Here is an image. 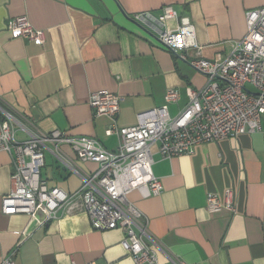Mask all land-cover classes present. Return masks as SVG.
Listing matches in <instances>:
<instances>
[{"label":"crops","instance_id":"crops-1","mask_svg":"<svg viewBox=\"0 0 264 264\" xmlns=\"http://www.w3.org/2000/svg\"><path fill=\"white\" fill-rule=\"evenodd\" d=\"M168 5L191 18L204 58L224 60L247 33L246 11L264 0H0V108L32 132L88 136L109 151L119 139L106 135L110 118L94 116L92 92L122 98L120 127L163 106L169 89L180 93L169 104L177 116L207 77L165 48L149 20L135 18L158 16ZM22 16L45 31L44 46L12 37L7 22ZM28 137L18 132V140ZM152 151L163 192L144 199L135 190L128 199L148 219L147 243L159 263L264 264V118L256 133L201 144L191 154L169 160L158 144ZM98 167L68 144L48 143L41 175L49 187L73 193ZM12 172V154L0 151V264L12 252L15 264H135L121 230H95L86 215L48 222L42 208L33 216L5 215ZM229 188L236 190V211L210 212L207 194L223 198Z\"/></svg>","mask_w":264,"mask_h":264},{"label":"built area","instance_id":"built-area-1","mask_svg":"<svg viewBox=\"0 0 264 264\" xmlns=\"http://www.w3.org/2000/svg\"><path fill=\"white\" fill-rule=\"evenodd\" d=\"M136 20H149L158 30L159 42L168 50L189 62L207 77L201 89H191L189 103L177 116L169 112V104L177 102L180 93L169 89L165 104L138 115L133 126L120 127L121 97L108 90L92 92L89 104L95 117L111 119L107 136H117L116 151L105 149L98 140L88 136H67L56 130L39 134L27 129L10 112L0 108V151L13 156L11 190L3 197L5 215H35L40 208L46 222L86 215L92 227L99 231L121 230V245L135 264H160L156 250L147 240L148 219L138 206L129 201L137 190L142 198L163 192L161 181L153 172L152 147L159 145L164 159L193 153L195 147L224 139L253 134L261 129L264 118V7L246 11L247 33L233 43L224 60L206 59L198 43L195 25L189 16H182L172 5L161 13H141ZM7 28L15 39H27L39 46L46 43V34L36 28L28 16L11 19ZM194 51L190 57L189 51ZM29 135L18 140V132ZM68 144L85 162L98 164V170L83 176L82 187L68 193L59 187H49L42 178L47 144ZM207 209L218 212L236 211V190H225L223 198L207 194ZM15 252L3 258L1 264H15Z\"/></svg>","mask_w":264,"mask_h":264}]
</instances>
